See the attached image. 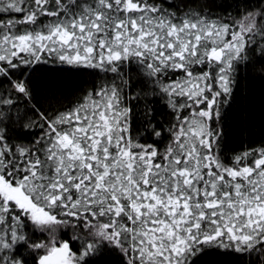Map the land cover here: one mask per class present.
I'll use <instances>...</instances> for the list:
<instances>
[{"label":"snow or ice","instance_id":"snow-or-ice-1","mask_svg":"<svg viewBox=\"0 0 264 264\" xmlns=\"http://www.w3.org/2000/svg\"><path fill=\"white\" fill-rule=\"evenodd\" d=\"M0 264H264V0H0Z\"/></svg>","mask_w":264,"mask_h":264}]
</instances>
